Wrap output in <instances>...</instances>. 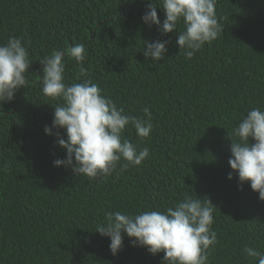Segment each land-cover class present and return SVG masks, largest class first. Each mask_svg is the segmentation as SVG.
<instances>
[{"label": "trees", "instance_id": "16d2710c", "mask_svg": "<svg viewBox=\"0 0 264 264\" xmlns=\"http://www.w3.org/2000/svg\"><path fill=\"white\" fill-rule=\"evenodd\" d=\"M149 2L0 0V44L21 38L32 61L28 84L0 104V264H162L163 252L131 246L127 236L113 255L95 230L106 212L163 211L185 194L217 207L210 264H256L244 247L264 251V201L228 164L229 134L248 110H264V0H217L222 34L191 59L176 31L162 35L142 22ZM157 17L163 22L162 8ZM154 40L169 41L155 63L142 48ZM80 43L88 75L78 80L81 65L67 49ZM56 51L65 54L66 83L90 79L127 115L143 118L149 108V137L131 125L123 133L149 148L141 165L91 180L53 165L66 155L56 134L66 137L51 127L60 101L42 93L39 61Z\"/></svg>", "mask_w": 264, "mask_h": 264}, {"label": "clouds", "instance_id": "9594fccd", "mask_svg": "<svg viewBox=\"0 0 264 264\" xmlns=\"http://www.w3.org/2000/svg\"><path fill=\"white\" fill-rule=\"evenodd\" d=\"M216 4L217 0H159L157 6L150 0L141 19L148 27L156 26L162 35L176 31L179 51L191 59L206 43L222 34ZM157 7L163 9V22L157 17ZM178 25H182V30L177 31ZM168 43L143 41L145 60L150 58L155 63L164 59ZM67 54L81 65L77 79L86 77L84 44H75L67 49ZM64 56V52L56 51L39 61L42 93L60 101L54 106L51 127L63 129L66 137L56 134L55 143L66 155L63 160H54L53 165L70 168L76 177L83 175L90 180L106 179L117 173L118 166L122 172L129 165H141L149 156V148H138L124 139L123 133L131 125L139 138L149 137L153 129L149 108L142 109L143 118L127 115L90 79L66 83ZM31 63L21 38L10 36L6 44H0V104L11 101L15 91L28 84L25 73ZM44 132L51 134V129L46 126ZM230 135L234 137L228 160L230 168L237 174L239 184L249 182L251 190L264 201V110L259 107L248 110ZM228 179H232L231 172ZM216 208L207 198L185 194L163 211L106 212L95 232L109 238L113 255L127 236L131 246L144 247L152 255L163 252L162 264H210L209 249L217 243L212 228ZM243 251L256 264H264V251L247 245Z\"/></svg>", "mask_w": 264, "mask_h": 264}]
</instances>
